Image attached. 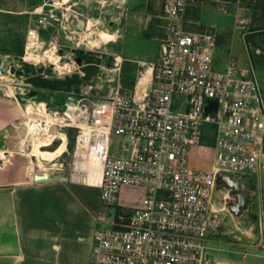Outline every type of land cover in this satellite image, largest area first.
<instances>
[{
    "label": "built area",
    "instance_id": "built-area-1",
    "mask_svg": "<svg viewBox=\"0 0 264 264\" xmlns=\"http://www.w3.org/2000/svg\"><path fill=\"white\" fill-rule=\"evenodd\" d=\"M193 1L163 0L160 55L148 82L143 75L132 91H123L120 83L106 92L89 86L81 96L70 92L61 108L33 102L23 109L19 122L29 143L15 154L33 161L34 176L100 191L91 264H208L210 237L219 231L221 214L231 213L236 203L221 179L248 181L252 196L251 177L264 171L258 73L232 54L224 71L215 70L218 34L214 27L189 29ZM66 65L54 70L56 76L76 74ZM210 128L213 163L192 167ZM15 130L14 123L4 134L7 148L21 140ZM61 135L67 149L41 167L32 155L34 144L55 151L64 143Z\"/></svg>",
    "mask_w": 264,
    "mask_h": 264
},
{
    "label": "rangeland",
    "instance_id": "rangeland-1",
    "mask_svg": "<svg viewBox=\"0 0 264 264\" xmlns=\"http://www.w3.org/2000/svg\"><path fill=\"white\" fill-rule=\"evenodd\" d=\"M162 4L163 0H0V102L13 101L16 105H11V113H20L5 133L12 131L14 123H20L27 105L58 103L54 93L36 88L30 79L41 75L44 79L64 81L73 76H56L54 60L45 55L59 62L62 57V67L67 64L76 72L74 75L82 78L86 69H97L91 70L92 76L79 90L73 87L66 93L63 89L60 96L68 97L73 91L81 96L89 86L106 92L117 83L123 91L134 90L160 55ZM188 21L191 30L214 27L217 31L215 70L224 71L232 54L241 65L255 68L264 91V0H194L188 9ZM90 24L95 40L106 31L116 33L117 41L96 46L83 40ZM87 57L94 64H88ZM73 61L75 64H69ZM118 63L121 71L115 72ZM213 143L214 131L210 128L204 147L193 153L192 167H211ZM71 145L69 138V150ZM6 148L1 136L0 152ZM13 157L23 165L26 161L34 166L27 156ZM251 182L254 188L248 209L241 216L231 214L229 209L221 214L219 231L209 240L208 264H264V221L260 226L259 217L264 213V171L252 175ZM75 188L96 213L100 191ZM140 194V190L133 192L134 200Z\"/></svg>",
    "mask_w": 264,
    "mask_h": 264
},
{
    "label": "crops",
    "instance_id": "crops-1",
    "mask_svg": "<svg viewBox=\"0 0 264 264\" xmlns=\"http://www.w3.org/2000/svg\"><path fill=\"white\" fill-rule=\"evenodd\" d=\"M11 105L16 104L0 102V137L20 115L11 113ZM2 152L0 264H91L96 221L75 188L83 186L45 182L34 176L31 163L14 159L16 152Z\"/></svg>",
    "mask_w": 264,
    "mask_h": 264
},
{
    "label": "bare ground",
    "instance_id": "bare-ground-1",
    "mask_svg": "<svg viewBox=\"0 0 264 264\" xmlns=\"http://www.w3.org/2000/svg\"><path fill=\"white\" fill-rule=\"evenodd\" d=\"M92 24V23H91ZM91 24L88 26L87 28V32L83 35V40H87L89 41V43H92V45H96V46H100L102 44L108 45L110 43L116 42L117 41V37L118 35L116 33H110V32H100L98 39L95 40L94 39V31L93 28L91 26ZM46 57L51 58L52 60H54V65H56V69L58 71H63V67L60 64V62L58 61V59H55L54 57L50 56V55H45ZM44 57V56H43ZM41 58V57H40ZM40 58L37 60L39 61ZM50 59V60H51ZM48 60V59H47ZM150 76H151V69L148 70L147 74L144 76V81L148 82L150 80ZM32 108L28 107V113H32ZM22 130L25 131L24 133H22ZM14 134L16 135L15 137H19L20 139L17 140H12L10 147L7 148L5 150L6 154H10V153H15V152H23L24 150H26L27 148V144L29 143V137H26V128L23 127V122H20L17 125V130L14 131ZM61 139L64 141V143L60 146V148H57V150L55 151H50V150H41L39 143L34 144L33 147V154L34 156H36L38 158V162H42V161H47V162H52L54 161L59 155H61L66 149H67V138L65 135H61ZM41 145H45V141L42 142L40 140ZM45 177V181L48 180V175H43Z\"/></svg>",
    "mask_w": 264,
    "mask_h": 264
},
{
    "label": "trees",
    "instance_id": "trees-1",
    "mask_svg": "<svg viewBox=\"0 0 264 264\" xmlns=\"http://www.w3.org/2000/svg\"><path fill=\"white\" fill-rule=\"evenodd\" d=\"M247 43H248V40H247ZM87 58H88V64H94V61L92 58H89V57ZM251 60L253 61L252 58ZM91 70H97V69L92 68ZM91 70L86 69L87 74L85 75L84 78L80 77L79 75H73L72 77L66 78V80L64 81H58V80L44 79L41 75H37L35 78L30 79L31 80L30 83L33 84L38 89L46 90L48 92L54 93L56 95V100L58 101V103L53 104V105H49V104L48 105L51 109H57V108L63 107L67 99L65 95L60 96L59 93H61L63 89H65L66 93H68L69 91H71L73 87H74V90L75 89L79 90L81 85L87 83L89 77L92 76L93 72ZM71 140H72L71 147H73V143H74L73 136H71Z\"/></svg>",
    "mask_w": 264,
    "mask_h": 264
},
{
    "label": "water",
    "instance_id": "water-1",
    "mask_svg": "<svg viewBox=\"0 0 264 264\" xmlns=\"http://www.w3.org/2000/svg\"><path fill=\"white\" fill-rule=\"evenodd\" d=\"M62 131L66 132L65 129ZM51 181L53 180L48 177V180L45 182ZM36 182L38 181L36 180ZM220 184H226L227 188L233 189V196L236 199V203L231 207V213L235 216H241L243 212L248 209V202L251 197L252 188L250 187L248 181L240 180L235 182L227 177H224L221 179Z\"/></svg>",
    "mask_w": 264,
    "mask_h": 264
}]
</instances>
